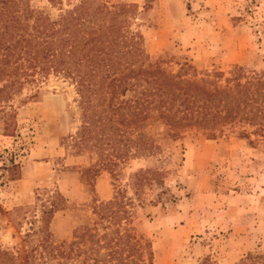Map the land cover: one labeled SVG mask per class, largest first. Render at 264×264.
<instances>
[{
	"label": "rangeland",
	"instance_id": "rangeland-1",
	"mask_svg": "<svg viewBox=\"0 0 264 264\" xmlns=\"http://www.w3.org/2000/svg\"><path fill=\"white\" fill-rule=\"evenodd\" d=\"M92 1L106 20L120 12L119 24L140 36L153 67L183 74L192 65L189 75L198 76H229L235 66L264 70V0ZM17 2L56 20L85 0ZM39 85L36 96L35 84H26L11 102L10 131L0 112L3 247L24 255L36 246L43 212H51L54 240L67 248L85 228L110 226L102 212H126L122 227L150 243L142 253L147 264H264L263 132L233 123L216 137L195 127L176 138L161 134L155 152H133L110 167L92 142L77 143L75 84L50 74ZM67 262L84 264L83 254Z\"/></svg>",
	"mask_w": 264,
	"mask_h": 264
},
{
	"label": "trees",
	"instance_id": "trees-1",
	"mask_svg": "<svg viewBox=\"0 0 264 264\" xmlns=\"http://www.w3.org/2000/svg\"><path fill=\"white\" fill-rule=\"evenodd\" d=\"M106 14L103 6L85 0L52 20L29 6L21 8L17 0H0V112L5 130L14 125L17 113L11 102L17 93L35 84L36 96L40 81L56 74L75 84L82 110L77 143L83 147L92 142L110 167L133 152H155L159 135L176 138L188 128L216 137L222 127L241 123L264 133V70L235 66L229 76L223 71L198 76L189 75L192 65L183 67V74L157 63L153 67L140 36L129 37L119 24L120 12L109 20ZM144 173L137 174L139 182L146 179ZM125 213L102 212L110 226L102 233L97 224L85 228L78 244L67 248L54 240L51 212H43L38 244L24 255L0 244V264H70L67 260L77 253L83 254L84 264H147L142 253L150 243L122 227L129 220Z\"/></svg>",
	"mask_w": 264,
	"mask_h": 264
},
{
	"label": "crops",
	"instance_id": "crops-1",
	"mask_svg": "<svg viewBox=\"0 0 264 264\" xmlns=\"http://www.w3.org/2000/svg\"><path fill=\"white\" fill-rule=\"evenodd\" d=\"M183 212H186V210H184Z\"/></svg>",
	"mask_w": 264,
	"mask_h": 264
}]
</instances>
